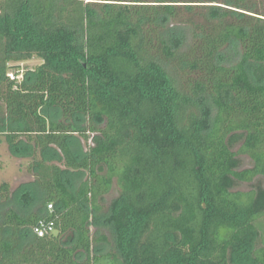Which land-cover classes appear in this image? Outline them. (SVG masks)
Instances as JSON below:
<instances>
[{"label":"trees","instance_id":"1","mask_svg":"<svg viewBox=\"0 0 264 264\" xmlns=\"http://www.w3.org/2000/svg\"><path fill=\"white\" fill-rule=\"evenodd\" d=\"M229 44L242 47L237 62ZM33 58L43 62L22 73ZM0 111L45 207L24 216L9 204L0 264H264V187L232 190L264 176V9L249 0H0ZM89 130L95 143L77 157L72 137ZM240 154L253 166L238 169ZM71 169L88 175L75 189ZM13 193L0 183V199ZM40 219L54 231L38 236ZM101 220L115 244L94 252Z\"/></svg>","mask_w":264,"mask_h":264},{"label":"rangeland","instance_id":"2","mask_svg":"<svg viewBox=\"0 0 264 264\" xmlns=\"http://www.w3.org/2000/svg\"><path fill=\"white\" fill-rule=\"evenodd\" d=\"M252 4L257 6V8L264 9V0H249ZM204 4H216V3H204ZM175 25V23H173ZM173 24L171 26H173ZM186 35V45L190 43L191 31L187 28ZM242 47L239 44H229L224 47V54L226 56L227 63L237 62L241 57ZM43 61L39 58H33L28 61H23L19 63L21 72L33 69ZM13 71H10L12 73ZM14 76V75H13ZM18 78H22L20 75ZM43 113L47 116L49 121H59L62 119V113L58 108L48 107L43 109ZM0 115L3 113L0 111ZM100 124V123H99ZM77 125L80 128L88 127V121L84 118L78 117ZM89 138L84 137L81 133H75L73 135L71 144L73 151L77 157H82L87 151L88 146L95 143L96 132L88 131ZM242 141L235 143L234 151H238L241 147ZM25 143H20L16 148L11 149L6 140V132H0V183L7 181L11 184L13 189V196L10 202L3 201L0 199V222L3 218L4 212L8 208V205L14 207L21 215H28L31 212L44 213L45 207L42 205V193L43 190L36 183L35 173L29 171L28 163L31 160L29 157V148L24 145ZM240 162L238 169H246L253 166V161L247 154H240ZM48 161L60 163L59 158L48 156ZM87 173L78 170H66L64 173V179L67 184L75 189L82 181L87 178ZM264 187V176L258 175L253 181H236L233 184L232 190L236 191H250L252 189H257L259 187ZM119 186L115 181L111 191L105 194L100 203L104 206L103 214H108L112 204L119 196ZM261 224L264 227V216L261 219ZM32 233V232H31ZM29 233L28 238L32 237ZM91 234L93 238H98L104 236L106 239L97 241L93 246L94 252H107L114 248L115 240L112 233L110 224L103 222L101 220V225H91ZM72 232H68L63 235V242L67 246H72L74 244V239L72 238ZM257 247H264V228L262 230L261 237L258 240ZM78 258L80 260L85 258L84 254H79Z\"/></svg>","mask_w":264,"mask_h":264},{"label":"built area","instance_id":"3","mask_svg":"<svg viewBox=\"0 0 264 264\" xmlns=\"http://www.w3.org/2000/svg\"><path fill=\"white\" fill-rule=\"evenodd\" d=\"M12 78V73L9 74ZM49 210L53 209V204L48 205ZM55 222L54 220L40 219L39 222L34 226V231L38 236H45L46 234L54 231Z\"/></svg>","mask_w":264,"mask_h":264},{"label":"crops","instance_id":"4","mask_svg":"<svg viewBox=\"0 0 264 264\" xmlns=\"http://www.w3.org/2000/svg\"><path fill=\"white\" fill-rule=\"evenodd\" d=\"M9 145V144H8ZM29 169V168H28ZM30 171V170H29ZM3 182H7V181H3ZM2 183V182H1ZM13 190V189H12ZM12 196H13V194H12ZM12 199V198H11ZM8 207H10L9 205H8Z\"/></svg>","mask_w":264,"mask_h":264}]
</instances>
